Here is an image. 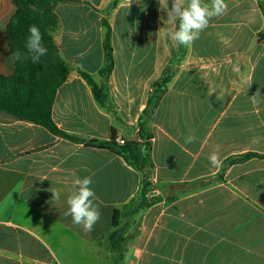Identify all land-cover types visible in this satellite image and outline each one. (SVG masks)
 <instances>
[{"label":"crops","instance_id":"1","mask_svg":"<svg viewBox=\"0 0 264 264\" xmlns=\"http://www.w3.org/2000/svg\"><path fill=\"white\" fill-rule=\"evenodd\" d=\"M112 1L64 0L56 5L59 27L53 37L72 71L57 91L52 118L71 135L109 142L114 133L118 143L136 140L138 119L151 86L167 69L178 44L169 36L176 28V21L168 20L172 0H119L108 12ZM260 2L226 1L227 12L218 16V32L225 38L223 49L212 48L213 19L187 46L152 124L155 168L151 178L161 197L174 200L164 199L142 212L139 233L128 244L124 264L132 258L133 264H200L201 257H211V245L202 236L211 235V212L201 201L207 186L203 189L192 183L219 171L211 175L208 157L213 152L222 154V161L248 151L264 152L248 149L264 136V105L254 103L253 98L249 100L254 104H250L242 96L250 88L249 76L239 86L227 75L228 84L217 86L215 82L217 76H223L217 68L223 71V67H230L235 53L251 57L259 46L264 47V41L255 40L264 30ZM15 12L12 0H0V71L5 75L15 69L6 40L7 24ZM105 19L112 28L115 60L107 78L101 75L105 66ZM253 20L259 25L250 28L247 40L244 37L247 46H232L227 34L238 38L242 24ZM80 71L104 86L110 109L96 101ZM218 87L240 94V101L233 104L230 100L224 105L223 126L215 117L208 137L201 141L200 102L207 97L203 112L209 121L216 112ZM249 112L254 113L252 122H248ZM218 129L222 135H212ZM190 134L196 139L187 144L185 137ZM253 161L264 160L249 162ZM73 173L93 180L91 187L98 197L101 217L91 232L64 215ZM141 180V173L111 150L60 138L42 126L0 112V208L12 209L15 215L0 221V264H102L104 260L116 264L117 254L110 242L113 214L136 197ZM52 189L60 191L59 202L52 199ZM183 258H191V263Z\"/></svg>","mask_w":264,"mask_h":264},{"label":"trees","instance_id":"2","mask_svg":"<svg viewBox=\"0 0 264 264\" xmlns=\"http://www.w3.org/2000/svg\"><path fill=\"white\" fill-rule=\"evenodd\" d=\"M62 1L64 0H12L16 12L10 18L6 28V40L12 55L16 51L27 54L25 43L29 35L28 29L32 25H36L40 29L43 45L48 51L45 56L40 58L39 64H33L29 57L28 60H14L15 69L11 75H5L0 71V112L17 120L42 126L60 138L83 143L90 147L111 150L121 156L130 167L141 173L142 180L136 197L122 209L115 210L113 214L114 230L110 235V242L113 251L117 254L116 264H124L128 244L139 233L142 212L164 199L168 202L174 200L168 196L147 199L151 173L155 168L152 158L154 140L152 124L155 113L168 91L169 84L187 54V46L178 44V50L173 52L167 69L152 84L146 107L138 119L136 140H123V143H117L114 133L109 142L79 138L61 130L52 118V108L57 91L67 81L72 71L69 63L62 57L53 37V33L59 27V17L55 12V7ZM205 2H210V0H205ZM117 5L118 1L113 0L108 12L114 10ZM178 23L177 20L176 28ZM103 25L106 28L105 66L101 75L107 78L115 68V60L111 41L112 28L106 19L103 21ZM259 38L264 39V35L259 34ZM80 74L91 86L96 101L101 106L110 109L104 86L96 84L90 74L84 71H80ZM251 160H264V152L248 151L231 155L222 161L215 176L197 180L192 184L203 188L213 183L224 182L228 169ZM123 220L124 223L121 224Z\"/></svg>","mask_w":264,"mask_h":264},{"label":"rangeland","instance_id":"3","mask_svg":"<svg viewBox=\"0 0 264 264\" xmlns=\"http://www.w3.org/2000/svg\"><path fill=\"white\" fill-rule=\"evenodd\" d=\"M117 1L119 3V0ZM260 3L264 11V0H261ZM212 19L214 21L212 30L214 36L211 39L213 43L212 48L221 50L223 49L221 43L225 38L223 39L219 35L218 17ZM117 22H119V19H117ZM256 25H259L256 20L252 22L248 21L246 26L245 22L242 24V32L239 34V37H243V41H241V38L233 36L232 33L227 34L228 39L232 38V46L240 47L238 45H241V43L242 45L246 44L244 39L250 32V28ZM260 34L264 35V30ZM255 40L264 41L263 38H258L257 36ZM225 49L228 48L225 47ZM256 51V55H252L251 57H249L247 53H235L232 57L230 67H223L224 72L221 71V68H217V73L222 72L223 76H217L215 82L217 86L228 84V79L225 78V75H227L231 78L233 77L236 82L238 81L237 85L239 86L241 84L240 82H244L249 76L250 88L246 94L242 95L243 98H248V102L254 104L249 99L259 91L256 100L264 105V47L259 46ZM248 52H250V50H248ZM261 55L263 57H261ZM226 68L227 74L225 73ZM203 98V101L200 102L199 137L201 141L208 137L215 117L216 122H220L223 126L225 121L224 117L226 115L222 113L224 111V105L230 100L233 104L239 103L240 94L228 92V89H219L218 87L216 90V112L214 116L211 114L208 119L209 121L205 119L206 113L203 112L206 111L205 102L207 97L203 96ZM253 114L254 113L251 112L248 113V122L253 121L251 119L254 116ZM194 120H196L195 117ZM250 132L251 131H249V133ZM221 133V130L218 129L214 130L212 135L217 137ZM252 148L264 151V136L257 140L256 145H248V149ZM219 157L222 159L223 155L221 154ZM218 170L219 168H215L211 165V175H214ZM205 190L207 191L201 196V201L208 207L207 211L211 212V235L210 237L202 236L205 242L211 245V257H201L199 263L264 264V220L262 221L263 223H258L259 219H264V161H253L237 166L232 171H228L224 182L213 183L207 186ZM2 195L3 193L0 191V197ZM178 195H180V193H178ZM10 217L15 218L14 210L0 208V221H4ZM122 222L123 221H121V224ZM194 258L197 260V257ZM190 259L191 258H183L182 260L191 263ZM134 260L135 258L126 259L125 264H133L131 261ZM102 264H107V261L104 260Z\"/></svg>","mask_w":264,"mask_h":264},{"label":"clouds","instance_id":"4","mask_svg":"<svg viewBox=\"0 0 264 264\" xmlns=\"http://www.w3.org/2000/svg\"><path fill=\"white\" fill-rule=\"evenodd\" d=\"M228 10L226 0H172V6L168 11V20L179 21L178 27L169 33L171 40L179 45L188 46L194 43L204 31L212 18L225 14ZM29 35L26 39L25 48L27 54L20 51L13 52L12 58L16 61L28 60L29 57L33 64H39L40 58L47 54L48 49L43 45V36L36 25L28 29ZM259 91L252 96L254 103ZM195 135L190 134L185 137V143L195 142ZM211 165L219 168L222 160L219 154L213 152L208 157ZM93 183L91 176L83 178L75 176L73 173L72 187L67 196V210L64 215L71 216L75 225L82 226L84 231L91 232L100 220L101 213L99 205L96 203L98 197L91 187ZM52 199L59 202L61 193L59 190L52 189Z\"/></svg>","mask_w":264,"mask_h":264},{"label":"built area","instance_id":"5","mask_svg":"<svg viewBox=\"0 0 264 264\" xmlns=\"http://www.w3.org/2000/svg\"><path fill=\"white\" fill-rule=\"evenodd\" d=\"M119 142L123 143L124 141L120 140ZM159 196H161V194L157 188L156 182L152 178H150V186L149 191L147 193V199H153Z\"/></svg>","mask_w":264,"mask_h":264}]
</instances>
